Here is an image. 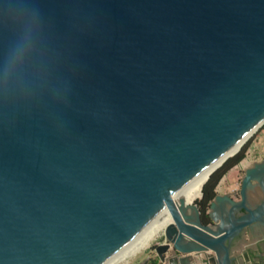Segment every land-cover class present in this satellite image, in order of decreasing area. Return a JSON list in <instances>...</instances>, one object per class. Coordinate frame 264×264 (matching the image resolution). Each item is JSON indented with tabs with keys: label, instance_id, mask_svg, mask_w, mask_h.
<instances>
[{
	"label": "water",
	"instance_id": "water-1",
	"mask_svg": "<svg viewBox=\"0 0 264 264\" xmlns=\"http://www.w3.org/2000/svg\"><path fill=\"white\" fill-rule=\"evenodd\" d=\"M25 32L39 75L0 93V264H113L168 215L161 264H236L264 161L208 224L176 202L264 123V0H0V57Z\"/></svg>",
	"mask_w": 264,
	"mask_h": 264
},
{
	"label": "clouds",
	"instance_id": "clouds-1",
	"mask_svg": "<svg viewBox=\"0 0 264 264\" xmlns=\"http://www.w3.org/2000/svg\"><path fill=\"white\" fill-rule=\"evenodd\" d=\"M38 46L35 36L22 33L0 57V93L5 97L26 89L38 77L35 65Z\"/></svg>",
	"mask_w": 264,
	"mask_h": 264
},
{
	"label": "crops",
	"instance_id": "crops-1",
	"mask_svg": "<svg viewBox=\"0 0 264 264\" xmlns=\"http://www.w3.org/2000/svg\"><path fill=\"white\" fill-rule=\"evenodd\" d=\"M264 161V130L260 137L250 145L246 157L235 167L224 175L216 187V195L235 194L238 192V177L239 171H243L252 167L253 164ZM262 195H259V197ZM237 264H260L261 258L264 260V235L258 238H252L248 233L243 236V242L233 252ZM203 257H198L195 263ZM195 260V259H194ZM159 264H161L159 262Z\"/></svg>",
	"mask_w": 264,
	"mask_h": 264
},
{
	"label": "bare ground",
	"instance_id": "bare-ground-1",
	"mask_svg": "<svg viewBox=\"0 0 264 264\" xmlns=\"http://www.w3.org/2000/svg\"><path fill=\"white\" fill-rule=\"evenodd\" d=\"M244 140L238 143L227 155H225L221 160H219L216 164H214L211 168H209L205 173H203L197 180H195L183 193L180 194L176 204L180 200H184L187 205L193 204V202L201 197L202 194V188L205 182L207 181L210 174L217 169L226 159H229L231 156H233L237 151L241 148ZM171 223L170 215L151 233L146 235L144 238L138 241V243L135 245L133 250L130 252V254L126 255L122 259L118 260L117 262L113 264H122L124 263L128 258L135 255L139 250L146 247L147 244L154 239V237L157 235L159 231H163L164 228Z\"/></svg>",
	"mask_w": 264,
	"mask_h": 264
},
{
	"label": "trees",
	"instance_id": "trees-1",
	"mask_svg": "<svg viewBox=\"0 0 264 264\" xmlns=\"http://www.w3.org/2000/svg\"><path fill=\"white\" fill-rule=\"evenodd\" d=\"M253 139H249L239 150L237 154L233 157L227 159L221 167H219L216 171H214L207 182L203 185L201 198L195 202L198 207V210L201 215V221L203 224H208L210 222L209 217L207 215V211L209 208L210 202L216 196L215 190L218 186L220 180L226 175L228 171H230L233 167L238 165L245 157L246 153L252 144ZM149 264H159V260L157 258L149 261Z\"/></svg>",
	"mask_w": 264,
	"mask_h": 264
},
{
	"label": "rangeland",
	"instance_id": "rangeland-1",
	"mask_svg": "<svg viewBox=\"0 0 264 264\" xmlns=\"http://www.w3.org/2000/svg\"><path fill=\"white\" fill-rule=\"evenodd\" d=\"M263 130H264V123L248 138V140L249 139H253V141H255L258 137H260V135L262 134ZM238 177L239 178L243 177V171H239ZM240 183H241V179H239L238 183H237L238 189L240 188ZM199 199L195 200L193 203L195 204V202L198 201ZM163 241H164L163 231H159L157 233V235L154 237V239L151 240L147 244L146 247H144L141 250H139L135 255H133L130 258H128L122 264H149L150 260L157 258L156 254H155V251H154L155 247L160 245L161 243H163Z\"/></svg>",
	"mask_w": 264,
	"mask_h": 264
},
{
	"label": "flooded vegetation",
	"instance_id": "flooded-vegetation-1",
	"mask_svg": "<svg viewBox=\"0 0 264 264\" xmlns=\"http://www.w3.org/2000/svg\"><path fill=\"white\" fill-rule=\"evenodd\" d=\"M260 235V237L261 236H263L264 235V227L263 226H260V229H259V231H258V236ZM237 264V263H236ZM260 264H264V260L261 258V260H260Z\"/></svg>",
	"mask_w": 264,
	"mask_h": 264
}]
</instances>
